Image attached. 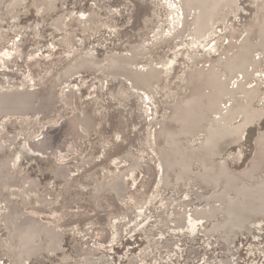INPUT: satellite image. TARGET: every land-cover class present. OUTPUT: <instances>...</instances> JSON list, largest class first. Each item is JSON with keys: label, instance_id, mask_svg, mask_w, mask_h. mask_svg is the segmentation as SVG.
Segmentation results:
<instances>
[{"label": "rangeland", "instance_id": "obj_1", "mask_svg": "<svg viewBox=\"0 0 264 264\" xmlns=\"http://www.w3.org/2000/svg\"><path fill=\"white\" fill-rule=\"evenodd\" d=\"M38 1L23 0L8 8L10 0H6L0 7V89L50 85V92L59 99L52 104L53 111L39 120L0 114V164L10 157L11 168L6 175L16 174L11 185L5 179L0 182V264H22L14 257L13 227L3 217L9 209L40 217L41 223L64 232L59 248H42L27 264H80L88 260L102 264V257L112 261L110 264H132L134 257L138 264H222L234 253L238 255L237 264H264V224L258 237L245 230L231 244L216 234L207 236L204 224H198L194 232L185 228L173 239L170 234H152L157 224L177 215L187 194L191 206L203 203L192 178L164 189L151 125L168 111L190 64V53L207 49L210 40H218L222 49L227 23H219L218 32L200 46L195 40L190 43L188 33L177 36L172 46L168 45V36L180 21L175 1L56 0L51 6L50 0ZM238 1V9L227 21L242 27L255 13L258 1ZM130 48L148 51L142 63L163 54L168 58L152 98L142 89L133 93L100 66L83 70L62 85L56 81L59 72L85 54L103 61L105 54ZM261 73L257 72L255 78ZM85 110L95 114L97 129L88 132L81 125L86 135L79 146L75 142L64 152L59 148L54 152L39 149L37 139L45 129V134H60L57 127H49L60 115ZM259 128H248L241 160L235 157V147L228 151L226 156L233 167L242 168L250 157ZM64 159L76 160V170L57 176L55 170ZM124 172L121 196L112 187H100L103 180ZM30 180L35 186L24 192ZM147 203L163 205L165 217H152L140 227L131 228L125 215L129 211L144 213Z\"/></svg>", "mask_w": 264, "mask_h": 264}, {"label": "bare ground", "instance_id": "obj_2", "mask_svg": "<svg viewBox=\"0 0 264 264\" xmlns=\"http://www.w3.org/2000/svg\"><path fill=\"white\" fill-rule=\"evenodd\" d=\"M22 1L10 0L7 7ZM42 1L39 0L38 3ZM55 1L50 0L49 6L54 5ZM172 1L179 4L180 21L170 32L168 45L173 46L177 36L188 33L190 43L195 40L197 46H200L218 32L217 25L221 22L227 23V30L222 49L218 40H210L207 49L190 53V64L184 70V79L180 82L168 111L162 118L152 122V142L164 189L192 178L196 184L198 199L203 201L202 205L191 206L187 194L177 215L157 224L152 234L161 237L170 234L173 239L185 228L194 232L198 224H204L207 236L216 234L224 238L227 244L233 243L239 232L245 230L256 238L264 224V127L260 126L256 131L253 150L242 168L233 167L226 154L235 147V157L241 160L244 150L242 143L248 128L264 119V0H257L255 13L242 27L227 21L230 13L238 9V0ZM5 2L6 0H0V7ZM90 16L95 17L93 14ZM17 30H20L19 26ZM147 53L145 49L134 48L113 51L105 54L103 61L94 54H85L59 72L56 81L62 85L81 71L98 69L100 66L107 75L126 78L134 88L142 89L152 98L156 95V85L163 79L169 61L166 54H163L155 60L142 63L141 59ZM262 70L263 73L260 72ZM257 72L263 75L255 78ZM48 87L23 85L0 89V114H20L24 118L36 120L41 116L47 117L53 111L52 104L58 99ZM67 96L70 98V94ZM94 115L86 110L75 111L67 116L60 115L49 126L54 130L57 127L60 134H45L48 130L45 129L39 134L36 145L42 151L52 152L58 148L64 152L75 142L79 146L80 139L86 135L81 125L88 132H93L96 124ZM77 164L74 159H64L60 167L56 168V175L76 170ZM10 168L11 158L6 157L0 164V182L3 179L10 185L15 182L16 174L6 175ZM125 175L124 172L118 177L103 180L100 187H112L119 197L124 192ZM34 186L35 181L30 180L24 192L32 190ZM182 188L183 186L178 189ZM1 195L0 191V197ZM147 204L144 213L127 212L126 221L131 228L140 227L152 217H158L159 220L165 217L163 205L155 207ZM26 214L15 209L3 213V217L13 227L14 257L22 264H27L42 248H59L64 233L63 230L41 223L40 217L38 219ZM237 257L236 253L234 257H225L222 264H237ZM101 261L102 264L112 262L104 257ZM130 262L138 264V259L134 257ZM80 264L92 262L88 260Z\"/></svg>", "mask_w": 264, "mask_h": 264}, {"label": "water", "instance_id": "obj_3", "mask_svg": "<svg viewBox=\"0 0 264 264\" xmlns=\"http://www.w3.org/2000/svg\"><path fill=\"white\" fill-rule=\"evenodd\" d=\"M118 79L122 80L126 85H127V88L130 89L133 93L138 92V93H141L140 92V89H134L133 86L131 85L130 81H128L126 78H123V77H120V76H117ZM257 126H263L264 127V124H261L259 125V123L257 124Z\"/></svg>", "mask_w": 264, "mask_h": 264}]
</instances>
